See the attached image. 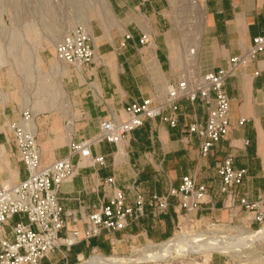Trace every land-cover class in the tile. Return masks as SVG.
Listing matches in <instances>:
<instances>
[{
  "label": "crops",
  "instance_id": "1",
  "mask_svg": "<svg viewBox=\"0 0 264 264\" xmlns=\"http://www.w3.org/2000/svg\"><path fill=\"white\" fill-rule=\"evenodd\" d=\"M179 1L106 0V16L86 24L92 36V62L70 64L60 61L55 50L50 52L46 90L29 96L5 88L0 79V188L28 176L9 126L25 109L33 115L42 165H48L68 155L72 141L96 137L101 121L126 119L130 101L163 98L185 69L189 48L196 50L197 72L217 71L228 67L232 56L244 53L254 36L264 35V0H189L202 18L200 30L187 35L174 19ZM127 33L131 37L125 39ZM143 34L150 37L146 44L140 43ZM29 58L18 67L33 70ZM225 91L230 98L231 127L207 156L200 153L201 139L187 131L189 123L205 121L207 110L199 99L186 98L179 100V121L174 127L158 117L150 118L117 144L94 142L92 153L104 156L103 164L72 156L77 173L59 189L66 218L60 238L72 230L83 233L90 212L106 204L115 189L125 193L128 204L141 193L146 201L144 213L129 218L118 230H102L70 246L60 242L41 264H76L97 252L127 254L146 243L173 237L182 223L194 218L257 227L239 198L254 200L264 190V53L236 68L226 79ZM241 118L243 123H239ZM227 154L233 156L234 167L247 170L234 196L219 189L216 167ZM184 175L208 187L199 210L187 215L175 198L163 212L148 204L151 194H165L179 186ZM109 177L114 178L112 184L105 182ZM19 220L28 221L22 214L14 215L0 237H11L12 225ZM224 263L213 260V264Z\"/></svg>",
  "mask_w": 264,
  "mask_h": 264
},
{
  "label": "built area",
  "instance_id": "2",
  "mask_svg": "<svg viewBox=\"0 0 264 264\" xmlns=\"http://www.w3.org/2000/svg\"><path fill=\"white\" fill-rule=\"evenodd\" d=\"M130 37L128 33L125 35V39ZM91 40L88 26L78 23L69 34L56 43V56L60 61L70 64L90 63L94 56ZM149 40V35L143 34L140 43L146 44ZM195 52L194 47L189 48L185 69L180 73L178 81L168 87L163 98L156 102L151 98L130 101L125 107L126 119L101 121L100 132L96 137L72 141L68 155L51 164L42 165L31 110L25 109L20 119L10 122L9 126L21 159L27 168L28 176L18 183L5 184L0 188V232L16 214L24 215L28 221L15 222L11 228V237H0V264H41L45 257L59 247L60 242L70 246L82 237L96 236L102 230H118L127 224L129 218L138 217L144 213L146 201L141 193L136 195L133 204H128L125 193L121 189H115L106 204L90 212L83 233L72 230L64 238H60L59 231L66 226L65 210L59 199L60 186L77 173L72 156L87 157L95 163L105 162L104 156L93 155L94 142L106 140L117 144L125 135L141 127L144 121L150 118L158 117L171 126H176L179 121L181 98L191 101L199 99L207 110L204 122L193 121L187 128L189 134H194L201 139V155H209L215 143L227 136L231 124L230 98L225 91L226 79L236 68L246 65L257 54L264 53V35L254 36L244 53L232 56L229 59V66L217 71L197 72ZM168 108L169 113H167ZM244 120L241 118L239 123H243ZM248 142L245 140V143ZM216 170L220 178V191L234 196L235 188L244 182L246 168L234 167L233 156L227 154L218 162ZM105 182L112 184L114 178L109 177ZM207 190L206 184L199 183L190 175H184L179 186L170 187L165 194L153 193L147 202L163 212L167 210L170 199L175 198L178 207L189 215L200 209ZM239 204L250 214L252 220L258 223L257 227L217 221L211 223L235 225L249 230H257L260 225L264 226V190L254 200L248 199L247 196L240 197ZM71 216L73 221L77 220L74 214ZM181 225L178 228H181Z\"/></svg>",
  "mask_w": 264,
  "mask_h": 264
},
{
  "label": "rangeland",
  "instance_id": "3",
  "mask_svg": "<svg viewBox=\"0 0 264 264\" xmlns=\"http://www.w3.org/2000/svg\"><path fill=\"white\" fill-rule=\"evenodd\" d=\"M106 12V0H0V79L4 87L22 91L24 96L46 90L48 55L55 50L57 41L70 33L76 24H87V21L97 16H106ZM201 18L202 12L189 0L176 2L174 19L184 35L200 30ZM29 55V61L35 68L30 71L20 69L18 63L21 60L26 62ZM262 226L254 231L263 229ZM237 228L239 226L213 224L194 218L184 222L175 235L167 240H176L180 234L233 235L239 233ZM161 243L164 244L149 242L123 255L97 252L76 264L92 257L112 259L125 256L143 259L125 264H213L215 259L224 264H264V238L258 240L254 247L241 248L239 255L212 250L204 253H173L167 258H160L162 260L147 259L160 250Z\"/></svg>",
  "mask_w": 264,
  "mask_h": 264
},
{
  "label": "bare ground",
  "instance_id": "4",
  "mask_svg": "<svg viewBox=\"0 0 264 264\" xmlns=\"http://www.w3.org/2000/svg\"><path fill=\"white\" fill-rule=\"evenodd\" d=\"M87 24H89V21H87ZM237 230L239 233L233 235L229 233L216 234L214 236L211 235L205 236L204 234L201 233L196 235L180 234L177 236L176 240H167L165 242L163 241L164 244L161 243L160 250L156 254L154 253L153 256H150V258L147 259L156 260L160 258H167L173 253H178V254L204 253L212 250H218L226 253L239 255L241 253L240 251L241 248L254 247L255 243L258 240L264 238V228L259 231H254L239 227L237 228ZM142 260L143 259L141 258H133L126 256L124 258H112V259H104V258L102 259L99 257H92L82 261L80 264H125V263L137 262Z\"/></svg>",
  "mask_w": 264,
  "mask_h": 264
}]
</instances>
